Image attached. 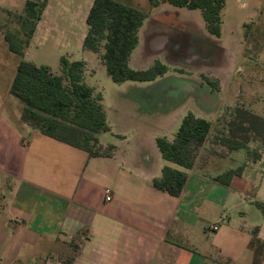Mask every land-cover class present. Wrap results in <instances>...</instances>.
I'll return each instance as SVG.
<instances>
[{
	"label": "crops",
	"instance_id": "crops-1",
	"mask_svg": "<svg viewBox=\"0 0 264 264\" xmlns=\"http://www.w3.org/2000/svg\"><path fill=\"white\" fill-rule=\"evenodd\" d=\"M29 1L46 2L37 30H69L77 36L85 29L84 45L95 0H0V26L8 23L10 15L23 18ZM114 1L136 8L130 4L134 0ZM234 2L239 3L242 14L259 17L264 12V0H227L220 38L208 32L200 10L171 11L177 18L172 29L178 37L191 39L197 25L208 42L219 46L223 57L218 63V56L212 58L218 54L216 50L191 44L183 60L169 62L166 27L152 26L148 38L142 39L146 24L166 13L169 3L158 7L149 3L145 12L136 8L148 18L130 59V67L136 71L162 63L168 67L163 77L114 87L104 76L102 62L100 70L90 69L100 55L83 47L85 82L102 95L109 127V132L98 135V157L24 123V104L10 91L17 67L27 61L28 54L11 65L0 63V77L8 75L4 89L0 87V264H65L64 258L74 255L68 246L78 235L81 240L73 264L254 263L252 243L264 244V160L254 161L245 150L230 152L212 136L221 111L222 78L232 64L243 59L248 44L245 29L249 22L243 23L241 32L237 21L232 32L225 34L226 12ZM250 32L264 61V42L258 40L254 23ZM3 40L5 33L0 31V42ZM181 45L176 40L173 51H180ZM214 78L219 80L218 90L206 82H214ZM159 84L167 86V96L171 90L176 99H155L156 106L150 107L147 100ZM110 86L118 99L109 112L105 91ZM190 113L211 122L213 129L188 170L164 160L157 139L173 142ZM165 167L188 176L179 197L154 186ZM241 167L242 174L234 176L230 186L215 181ZM106 191L113 195L110 203L105 201ZM214 226L217 231L212 230Z\"/></svg>",
	"mask_w": 264,
	"mask_h": 264
},
{
	"label": "trees",
	"instance_id": "trees-1",
	"mask_svg": "<svg viewBox=\"0 0 264 264\" xmlns=\"http://www.w3.org/2000/svg\"><path fill=\"white\" fill-rule=\"evenodd\" d=\"M227 0H150L152 7L169 3L177 8L200 10L208 32L220 38L222 35V12ZM46 3L29 1L22 18L23 36L7 32L5 41L11 53L24 58L30 47L37 25L42 19ZM148 15L136 8L114 0H95L87 19L88 32L84 49L100 55L108 76L115 84L126 82H153L168 72V67L157 62L146 71H136L130 67V59L139 45V32ZM63 75H56L49 66H37L21 61L11 87V94L24 104L22 121L39 130L44 135L89 153L101 156L98 135L109 132L103 97L85 82L86 64L83 61L70 63L61 59ZM208 84H212L206 79ZM217 86V85H216ZM212 123L188 114L173 142L166 138L157 139V146L164 160L184 169H192L195 153L208 140ZM222 137H215V143L230 152L247 151L254 161L262 157L253 154L248 144L253 138L264 143V118L245 109L236 108ZM243 167L231 170L215 181L230 186L232 178L241 175ZM188 176L186 173L165 167L162 176L154 181L156 189L179 197L184 190ZM78 235L68 246L73 254L79 250ZM254 250L253 264H259V255L264 244ZM61 257L65 264H73L75 256ZM229 264V263H226Z\"/></svg>",
	"mask_w": 264,
	"mask_h": 264
},
{
	"label": "rangeland",
	"instance_id": "rangeland-1",
	"mask_svg": "<svg viewBox=\"0 0 264 264\" xmlns=\"http://www.w3.org/2000/svg\"><path fill=\"white\" fill-rule=\"evenodd\" d=\"M44 3V2H43ZM46 3V2H45ZM149 0H134L130 4L131 6H135L136 8L147 11L149 10ZM151 4V3H150ZM237 2L231 3L227 10V14L225 16V22L227 24V28L225 30V34L231 31L233 26H235L238 21L240 24L241 32L243 31V23L249 22L250 24L246 26V50L243 55V59L237 63V65L232 64L231 70H229V74L227 72L226 77L222 78L223 82V92L221 94L220 103H221V111L220 116L217 120L214 121V132H212V136L215 138L217 136L222 137L221 135L227 130L228 122L231 119V116L234 113L236 108L245 109L255 115L261 116L264 118V61H262L258 55V50L255 46L254 35H251L250 27L251 24L254 23L256 25V33L258 34V40H263L264 42V12L259 17L253 13L247 12L246 14H242V12L238 8ZM167 11L163 13L153 20L146 24L144 30H142L141 35L142 39L146 40L148 38L147 32L151 31L150 28L153 26L164 28L166 27V32L168 33V37L170 38L169 45L165 48V55L167 60L171 63L180 62L183 60L187 53V47L191 44V46H201V48H207L209 50H216L218 54H213V59L218 56V61L221 62L223 57L222 52H219V46H216L208 40H206L202 33H199V29L197 25H194V33H192V38H184L178 37L176 31L172 29L174 27L177 18L171 11L178 9L170 4H167ZM187 11V9H185ZM200 13L199 11H197ZM241 12V13H240ZM203 19V18H201ZM203 21V20H202ZM203 23V22H202ZM5 27V29H4ZM0 31L3 33L14 32L19 33L23 36L22 30V18L20 16H8V23L1 24ZM78 35L74 34V31L69 30H55V29H47L41 28L38 29L31 40V44L29 49L27 50L28 57H25L28 62H32L37 66H49L52 71L56 75L64 76L63 70L61 66V59L65 58L70 63L74 61H82L86 58L85 52L83 50V46L81 44L82 35L85 33V29L83 31H78ZM147 33V34H146ZM209 35V34H208ZM176 40L180 41L181 50L173 51V44ZM250 47V48H249ZM148 54V53H147ZM145 53V55H147ZM100 57V56H99ZM95 58L93 64H91V71L100 70L101 60L100 58ZM21 59L20 56H12L10 51L8 50L6 42L3 40L0 42V63L11 65L14 62H19ZM212 59V60H213ZM216 60V59H215ZM142 68H146L147 64L143 63ZM9 72V71H8ZM7 72V74H8ZM104 76L107 77L108 81H110V85L119 88L120 85L115 84L112 79L108 76L106 68H103ZM221 72L218 71V77L221 75ZM8 76V75H7ZM6 75L0 77V87L4 89L6 84ZM213 82V81H212ZM219 83V80L214 78V82L212 84H208L211 89L217 88L216 86ZM112 86L106 89L105 93L107 96V103L105 104L106 110L110 112V109L113 107L114 102L116 103L118 97L113 90ZM174 85L171 87L173 88ZM167 86L163 84H159L152 91L151 100L147 97L148 104H151L150 107L156 106L155 99H161L166 97H171L176 99L171 95V90L169 92V96H167L166 91ZM175 100H172L174 102ZM20 103H22L20 101ZM23 104V103H22ZM253 154L260 155L264 160V143L260 138H253L252 141L248 144ZM258 242V241H257ZM260 248V244L256 243L254 246V250H258ZM259 264H264V251L259 255ZM219 264H226L223 260L219 261Z\"/></svg>",
	"mask_w": 264,
	"mask_h": 264
},
{
	"label": "built area",
	"instance_id": "built-area-1",
	"mask_svg": "<svg viewBox=\"0 0 264 264\" xmlns=\"http://www.w3.org/2000/svg\"><path fill=\"white\" fill-rule=\"evenodd\" d=\"M218 146H221V145H218ZM223 147V146H222ZM225 148V147H224ZM112 200H113V195H112V193H111V191H106L105 192V201L107 202V203H110V202H112ZM212 230H214V231H217L218 230V227H212Z\"/></svg>",
	"mask_w": 264,
	"mask_h": 264
}]
</instances>
